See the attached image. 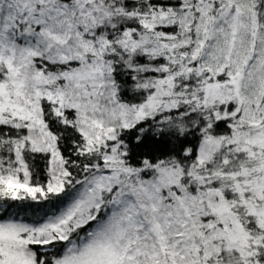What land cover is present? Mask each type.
<instances>
[{
  "label": "snow or ice",
  "instance_id": "1",
  "mask_svg": "<svg viewBox=\"0 0 264 264\" xmlns=\"http://www.w3.org/2000/svg\"><path fill=\"white\" fill-rule=\"evenodd\" d=\"M0 264H264V0H0Z\"/></svg>",
  "mask_w": 264,
  "mask_h": 264
}]
</instances>
